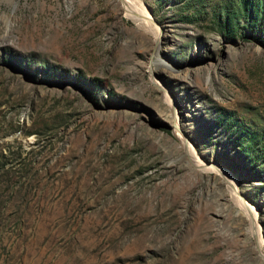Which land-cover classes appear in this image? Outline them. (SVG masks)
Returning <instances> with one entry per match:
<instances>
[{
  "label": "rangeland",
  "instance_id": "obj_1",
  "mask_svg": "<svg viewBox=\"0 0 264 264\" xmlns=\"http://www.w3.org/2000/svg\"><path fill=\"white\" fill-rule=\"evenodd\" d=\"M140 1L0 0V264H264V12Z\"/></svg>",
  "mask_w": 264,
  "mask_h": 264
},
{
  "label": "bare ground",
  "instance_id": "obj_2",
  "mask_svg": "<svg viewBox=\"0 0 264 264\" xmlns=\"http://www.w3.org/2000/svg\"><path fill=\"white\" fill-rule=\"evenodd\" d=\"M120 1L122 2L123 6L125 7V11H126L127 15H129L131 17H134L135 19L140 20L139 22H143V23H145L148 26H152V24L150 22L151 21L150 17H149V15L147 13V10L143 7V5H141V1L140 0H120ZM155 35L157 37V33L156 32H155ZM169 105H170V108L172 110V108H174V104L172 103V100H170V99H169ZM186 149L189 151V153L191 155L190 156L191 159H193L195 162H197L198 160L195 157V155L193 154V151H192L191 147L186 145ZM198 167L200 169L204 168V170L208 171V172L216 171V169L212 168L214 166H204L200 162L198 163ZM223 175L225 176V178H227V180L229 182V187H230V192H231L232 198L235 201L238 209L240 210V213L242 215H244L245 217H247L249 219V221H250V231H251L253 237L255 238V240L257 242V247L259 248L260 237L261 236H259V225H258V223L256 222V219H255V216H256L255 215V213H256L255 212V208H253L252 206H250L247 203H245L243 201V199L239 196V194H238V192L236 190V186L234 185V182L231 181V179L228 176V174L223 171Z\"/></svg>",
  "mask_w": 264,
  "mask_h": 264
},
{
  "label": "trees",
  "instance_id": "obj_3",
  "mask_svg": "<svg viewBox=\"0 0 264 264\" xmlns=\"http://www.w3.org/2000/svg\"><path fill=\"white\" fill-rule=\"evenodd\" d=\"M240 3H241V7H243V10L245 9V5H246V0H239ZM257 7L258 9H261V11L264 12V0H257ZM262 18H264V16H262ZM241 139L244 141V144H243V147H244V150L241 151L242 153V156L250 162H253V159H252V156H249L251 152H254V147H256L257 149L261 150L264 146H263V143H264V140L262 138H259V139H252L250 137V140L247 138L250 136L249 133L247 132H243V135H241ZM252 142V143H250ZM248 149V150H247Z\"/></svg>",
  "mask_w": 264,
  "mask_h": 264
}]
</instances>
